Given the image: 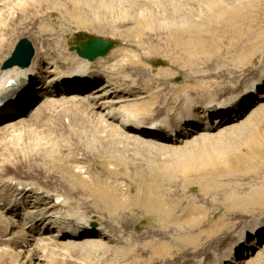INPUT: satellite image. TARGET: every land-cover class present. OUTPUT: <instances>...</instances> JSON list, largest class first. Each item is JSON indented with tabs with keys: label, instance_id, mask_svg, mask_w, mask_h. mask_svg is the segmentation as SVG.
I'll use <instances>...</instances> for the list:
<instances>
[{
	"label": "rangeland",
	"instance_id": "obj_1",
	"mask_svg": "<svg viewBox=\"0 0 264 264\" xmlns=\"http://www.w3.org/2000/svg\"><path fill=\"white\" fill-rule=\"evenodd\" d=\"M0 8V66L22 38L35 51L38 33L56 44L53 54L89 38L111 41L108 72L136 81L145 123L188 103L199 111L264 71V0H2ZM69 104L0 134L1 180L68 197L112 236L102 249L55 251L52 264H206L264 217V112L250 123L243 112L239 128L222 135L228 144L213 137L164 149ZM260 257L253 264H264ZM13 261L0 255V264Z\"/></svg>",
	"mask_w": 264,
	"mask_h": 264
},
{
	"label": "bare ground",
	"instance_id": "obj_2",
	"mask_svg": "<svg viewBox=\"0 0 264 264\" xmlns=\"http://www.w3.org/2000/svg\"><path fill=\"white\" fill-rule=\"evenodd\" d=\"M35 37L38 44L28 68L0 66V134L15 133L44 109L70 103L83 104L81 108L89 116L112 131L122 130L127 139L137 143L166 149L217 137L223 145L228 141L224 142L222 135L239 128L243 112L247 110L245 121L249 123L264 112L263 71L244 91L208 100L199 111L188 103L186 109L172 116L141 122L135 103L145 96L126 73L119 83L114 81L108 72L113 67L110 56L89 61L77 54L79 47L69 51L67 46L53 54L56 44L51 45L39 33ZM156 131L160 133L154 135ZM108 233L98 220H87L74 210L68 197L14 178L0 179V255H9L15 264H52L55 251L105 248L112 237ZM262 237L264 217L244 227L232 244L206 264H253L264 252ZM242 251L250 253L241 257ZM193 264H202V260Z\"/></svg>",
	"mask_w": 264,
	"mask_h": 264
},
{
	"label": "water",
	"instance_id": "obj_3",
	"mask_svg": "<svg viewBox=\"0 0 264 264\" xmlns=\"http://www.w3.org/2000/svg\"><path fill=\"white\" fill-rule=\"evenodd\" d=\"M113 47L114 45L110 41L89 38L79 43L77 54L81 58L93 61L98 57L106 56ZM33 55L34 49L31 42L28 39L22 38L17 42L11 56L4 62L3 69L14 66L28 68L31 64Z\"/></svg>",
	"mask_w": 264,
	"mask_h": 264
}]
</instances>
